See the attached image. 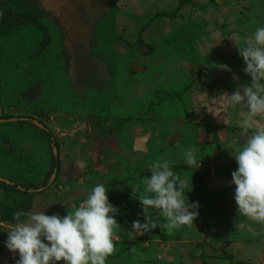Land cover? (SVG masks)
<instances>
[{"label":"rangeland","instance_id":"obj_1","mask_svg":"<svg viewBox=\"0 0 264 264\" xmlns=\"http://www.w3.org/2000/svg\"><path fill=\"white\" fill-rule=\"evenodd\" d=\"M23 14L49 43L38 52L39 27L8 32L13 24L2 22L0 115L41 123L58 148L35 126L0 127V179L37 186L49 176L51 152L60 165L57 182L30 188L28 214L47 202L46 215L63 217L104 184L120 230L131 231L144 217L130 201L143 195L150 166L167 160L192 184L193 225L169 232L150 209L157 235L115 234L121 241L106 264H264V223L237 211L231 183L247 110L225 95L250 85L237 45L264 26V0H0L1 18ZM256 119L264 127V116ZM188 149L202 159L196 170L185 163ZM12 227L0 223V264L19 259L4 247Z\"/></svg>","mask_w":264,"mask_h":264},{"label":"clouds","instance_id":"obj_2","mask_svg":"<svg viewBox=\"0 0 264 264\" xmlns=\"http://www.w3.org/2000/svg\"><path fill=\"white\" fill-rule=\"evenodd\" d=\"M237 49L245 64L242 71L250 76L251 82L242 87V94L241 91L225 94L233 106L247 110L241 128L249 136L245 144L231 152L237 164L231 173V183L235 185L233 199L239 213L264 223V127L256 119L264 116V26L246 37ZM251 129L254 133L249 135ZM184 156L189 168L200 167L202 159L197 158L194 149L186 150ZM149 171L143 195L134 197L139 201L144 222L133 221L128 235L135 237L158 228L150 209L166 219L169 232L192 226L199 208L187 199L192 184L189 186L182 180L167 160L154 162ZM108 192L104 184L95 185L87 191L83 204L73 206L74 211L63 217L46 215L44 209L54 204L47 202L42 211L33 214L15 212L16 223L7 231L4 247L18 255L16 264H106L116 250L114 235L120 229L116 220L119 209L109 201Z\"/></svg>","mask_w":264,"mask_h":264},{"label":"trees","instance_id":"obj_3","mask_svg":"<svg viewBox=\"0 0 264 264\" xmlns=\"http://www.w3.org/2000/svg\"><path fill=\"white\" fill-rule=\"evenodd\" d=\"M178 3H181L182 5L186 6V5H190V2L192 0H177ZM91 10V9H90ZM11 19L8 18H1L0 21V25L2 24V22L5 20L11 24H13L12 27H10L7 31H16V29H20L22 27H27L29 25L31 26H37L39 27L42 32L44 33V38L42 41V44L40 46V48H38V52H42L43 49H45V47H47L48 43H49V34L47 32V30L45 28H43V26L35 21L29 20L30 16L28 15V17L25 16V14L23 15H13L10 16ZM15 23V24H14ZM90 24V23H87ZM86 24V25H87ZM2 27V26H1ZM147 27V25L145 27H143L144 29ZM7 32V33H8ZM130 36V34L128 35ZM139 37V33L137 34V37L135 38V40H133V43L131 42H125L127 44L128 48H136L138 46L137 43V39ZM135 45V46H134ZM142 45H145L144 43H142ZM35 52L36 49H35ZM154 52V50H153ZM156 53V51L154 52ZM153 53V54H154ZM160 56V55H159ZM161 57V56H160ZM163 58L164 63L169 62L167 57H161ZM0 96H1V89H0ZM167 105V107L169 108L170 106H168L169 104L165 103ZM112 107V105H111ZM41 125V123H39ZM28 125H32V121L21 118L19 116H3L0 115V127H5V126H23V127H27ZM35 128L37 130H39V132L41 133L42 136H45L46 140L51 144L50 147L53 148H58L57 147V143H53V140L51 138H53V134L50 130H48L45 126L41 125V127L35 125ZM51 166H50V172H49V176L46 180H44L43 182L39 183V185L37 186H30V187H25L22 186V184L19 183H15L13 181H8L10 184H7L4 181H0V223H10L12 225H14L16 223V221L13 219V215L15 212L17 211H24L26 213H28V211L31 209V205L34 199V195L35 193H33L32 191H30L32 189H35V191H39L40 189H44L46 188V186L48 185V182L50 180V178H52L53 174L55 176V180L56 182L58 181V175H59V162L57 160V157H54V153L51 152V162H50ZM38 193V192H37ZM130 197V196H127ZM132 204L134 203H139L137 200L132 199L130 201ZM22 219H26V217H23ZM127 220H124V223ZM157 229L153 230L150 233L147 234H151V233H156Z\"/></svg>","mask_w":264,"mask_h":264},{"label":"crops","instance_id":"obj_4","mask_svg":"<svg viewBox=\"0 0 264 264\" xmlns=\"http://www.w3.org/2000/svg\"><path fill=\"white\" fill-rule=\"evenodd\" d=\"M135 142H136V141H135ZM142 144H143V143H142ZM134 146H135V144H134ZM119 230H120V229H119ZM125 231L128 232V231H129V228H125V229L123 228V230H120L119 232H115V234H116L117 236L121 235V236L123 237L122 240H123V239H126V240H127L126 236H124V235H125V234H124ZM120 232H122V233H120ZM152 234H153V233H151V234H145V235H152ZM154 234L157 235V232L154 233ZM141 236H144V234L141 235ZM159 238H160V237H159ZM160 239H161L163 242H167V241H168V240H166V239H164V240H163L162 238H160ZM126 240H125V241H126ZM118 241H121V240L118 239L117 242H118ZM117 242H116V243H117ZM127 242H128V241H127ZM116 243H115V244H116ZM152 243H153V242H150L149 245L151 246ZM147 245H148V244H147ZM154 246H155V245H154ZM156 247H157V246H155V248H156Z\"/></svg>","mask_w":264,"mask_h":264},{"label":"water","instance_id":"obj_5","mask_svg":"<svg viewBox=\"0 0 264 264\" xmlns=\"http://www.w3.org/2000/svg\"><path fill=\"white\" fill-rule=\"evenodd\" d=\"M135 70H138V68H134ZM38 125V124H37ZM38 126H40V125H38ZM240 137H241V140L242 141H247V139H246V137H245V134L244 133H242V135H240ZM143 143V142H142ZM141 142L139 143L138 142V140H136V142H135V146H134V148L135 149H138V148H140L143 144H142ZM55 176H54V174H53V176H52V178H54ZM212 180V179H211ZM0 181H4V180H2V179H0ZM7 184H10L8 181H5ZM212 182V181H211ZM210 188H212L211 187V185H210Z\"/></svg>","mask_w":264,"mask_h":264},{"label":"flooded vegetation","instance_id":"obj_6","mask_svg":"<svg viewBox=\"0 0 264 264\" xmlns=\"http://www.w3.org/2000/svg\"><path fill=\"white\" fill-rule=\"evenodd\" d=\"M239 139L241 140V137H239ZM242 141V140H241ZM243 142H245V141H243Z\"/></svg>","mask_w":264,"mask_h":264}]
</instances>
